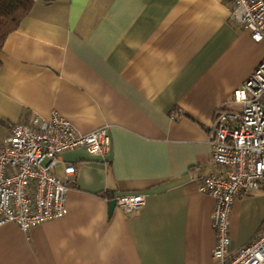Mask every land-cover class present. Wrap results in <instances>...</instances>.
I'll list each match as a JSON object with an SVG mask.
<instances>
[{"label": "crops", "instance_id": "crops-1", "mask_svg": "<svg viewBox=\"0 0 264 264\" xmlns=\"http://www.w3.org/2000/svg\"><path fill=\"white\" fill-rule=\"evenodd\" d=\"M232 0H34L0 50V148L16 122L59 111L82 133L108 126L104 157L62 155L76 174L68 213L0 226V264H213L212 170L219 108L264 59ZM60 168V169H59ZM63 164L58 166L62 174ZM142 192L126 213L105 195ZM264 228V191L243 194L230 250Z\"/></svg>", "mask_w": 264, "mask_h": 264}, {"label": "built area", "instance_id": "built-area-1", "mask_svg": "<svg viewBox=\"0 0 264 264\" xmlns=\"http://www.w3.org/2000/svg\"><path fill=\"white\" fill-rule=\"evenodd\" d=\"M232 1L236 20L255 41L264 40V0ZM234 100L240 111H216L210 136L213 167L198 179V190L215 199L213 264H264V228L242 248L230 250L235 203L243 194L264 191V59L235 91ZM77 148L91 156L109 154L108 126L82 133L57 110L41 122L36 116L32 124L11 125L0 148V226L13 222L28 231L68 213L76 166L62 155ZM113 200L126 213H135L145 205L146 195L119 193Z\"/></svg>", "mask_w": 264, "mask_h": 264}, {"label": "trees", "instance_id": "trees-1", "mask_svg": "<svg viewBox=\"0 0 264 264\" xmlns=\"http://www.w3.org/2000/svg\"><path fill=\"white\" fill-rule=\"evenodd\" d=\"M33 3L34 0H0V50L7 36L16 30L22 19L28 15ZM105 196L111 200L114 198L108 194Z\"/></svg>", "mask_w": 264, "mask_h": 264}, {"label": "water", "instance_id": "water-1", "mask_svg": "<svg viewBox=\"0 0 264 264\" xmlns=\"http://www.w3.org/2000/svg\"><path fill=\"white\" fill-rule=\"evenodd\" d=\"M110 205H111V208H114L116 206V201L115 200H112L110 202Z\"/></svg>", "mask_w": 264, "mask_h": 264}, {"label": "rangeland", "instance_id": "rangeland-1", "mask_svg": "<svg viewBox=\"0 0 264 264\" xmlns=\"http://www.w3.org/2000/svg\"><path fill=\"white\" fill-rule=\"evenodd\" d=\"M60 169V168H59Z\"/></svg>", "mask_w": 264, "mask_h": 264}]
</instances>
